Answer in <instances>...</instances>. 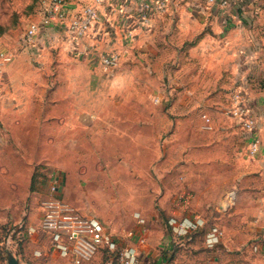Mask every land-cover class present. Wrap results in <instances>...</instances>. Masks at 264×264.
Segmentation results:
<instances>
[{"label": "rangeland", "instance_id": "1", "mask_svg": "<svg viewBox=\"0 0 264 264\" xmlns=\"http://www.w3.org/2000/svg\"><path fill=\"white\" fill-rule=\"evenodd\" d=\"M44 1L47 0H0V27H8L0 33V49L13 53V59L21 47L15 42L23 37L28 24L40 21ZM66 1L82 4L90 0ZM241 1H232L228 9L216 6L215 21L208 19L204 23L251 25L245 26L242 35L246 40L247 33L246 47L252 52L249 67H245L251 90L250 104L256 103L263 119L258 127L263 150L257 157L247 156L245 132L225 113L230 90L227 96L221 94V101L211 100L204 107L192 103L186 108L182 103L188 98L183 88L166 90L167 80L161 74L168 70L175 76L178 71H185V57L169 56L160 62L159 71L158 67L152 70L150 65L157 61L129 59L118 67L131 70L132 75L126 81H114L111 94L108 88L105 90L112 100L118 97L129 100L128 95H134L141 117L139 134L130 135L128 125L121 122L79 124L72 141L68 137L55 141L65 147L61 154L47 148L54 141L41 140L40 146L45 148L43 155L0 156V264H7V252H12L19 264H71V256H61L51 249L46 237L28 236L25 230V225L37 223L38 203L52 181H58L59 194L71 207L83 215L98 218L122 246H134L132 242L141 236L144 240L160 242L162 248H157V253L162 261L152 258L150 263L145 259L142 264L165 263L162 241L168 220L177 217L171 209L179 211L180 216L200 214L209 225L220 226L225 231L223 243L237 247L236 252L250 248L260 253L254 251L253 246L260 250L262 244L264 247V238L256 226L253 231L249 230V217L253 205L264 197L261 195L264 193V0ZM233 12L238 13L239 20L232 17ZM175 46L185 48L182 44ZM29 47L20 49L35 57L28 59L29 70L56 67L52 59L56 49L51 44L44 49L49 52V59L41 62L36 59V49ZM90 62L96 64L94 60ZM65 64L79 66V63ZM49 79V76L44 77V82L50 83ZM133 82L139 83L138 86L134 88ZM119 90L123 97L117 94ZM126 106L119 108L120 115L132 114L131 107ZM203 115L210 122H206ZM184 117L188 120H183ZM148 118L154 119V123H148ZM25 143L32 151V140L27 139ZM11 165L18 169L14 186H10ZM177 201L185 205V209L182 210ZM139 217L143 219L144 230L137 224ZM22 224L24 226L20 227ZM193 240H196L193 245L197 250L202 240ZM176 241L183 243L184 240ZM187 242L185 240V244ZM193 260L197 261L198 257ZM79 264L119 263L116 253L100 251ZM190 264L197 263L190 261Z\"/></svg>", "mask_w": 264, "mask_h": 264}, {"label": "crops", "instance_id": "2", "mask_svg": "<svg viewBox=\"0 0 264 264\" xmlns=\"http://www.w3.org/2000/svg\"><path fill=\"white\" fill-rule=\"evenodd\" d=\"M90 1L82 2V4L77 1H69L68 4L79 9ZM138 2L139 0H106V14L104 11L102 13L105 14L104 18L109 20V27L106 28L109 33L104 34V42L92 44L93 40L88 39L84 43H80L82 47L80 44L76 47L53 22L46 26L40 25L35 45L29 48L36 49L34 51L38 55L36 59L41 62L44 59H49L50 54L44 49L51 44L56 49L53 50L52 55L56 67L52 70L45 67L29 70L28 59H35V57H30L28 51H21L20 48V52L15 54L13 61L1 69L0 156L43 155L45 148H41V140L54 141L51 147L47 148L52 149L54 153L60 152L59 154H61L65 147L63 148L61 143L55 141L66 140L65 137L71 138L72 141V138L77 134V125L79 124L110 125L121 122L128 125L126 129L130 135L139 134L141 117L138 115L139 105H135L134 95L129 94L128 96L131 97L129 100L120 97L112 100L106 94L108 92L111 94L114 90L111 89L114 86L112 85L114 81L128 80L132 75L131 70L117 67L108 71L101 68L97 55L103 49L120 50L119 65L129 59L132 61L144 59L157 61L150 65L153 66L152 70L158 67V71L162 60L170 57H185L187 60L184 65L185 71H178V75L175 76L171 75L168 70L162 71L161 74L167 80L166 90L168 88H183L182 91L188 98L187 102L182 103L186 108L192 103L195 106L204 107L211 100L221 101V94L226 95L227 91L231 92L235 88H243L248 94L251 93L248 69L245 70V67H249L248 63L252 60V52L246 47V31H244L246 40L242 35V30L245 29V26L249 28L250 23H204L208 19L215 21L216 12L214 9L217 5L208 8L198 0H170V15L158 14L152 17L148 23H136ZM237 2L234 1V3ZM121 5H123L124 14L118 13V8ZM224 8L228 9L229 6ZM232 17L239 20L237 12H233ZM133 23L138 26L135 25L133 29L134 36L131 47L125 53L120 30L125 25ZM249 32L251 33V31ZM17 43L19 42H15V45H18ZM84 44H91V48L89 49ZM179 44L185 45V48L182 50L175 46ZM15 45L12 48H15ZM83 46L89 50L80 55L77 52L83 49ZM0 48H2L1 44ZM91 60L96 61V64L91 63ZM65 62L79 63V66L67 67ZM48 76L51 82L45 83L44 77ZM77 76H81V78L78 79ZM137 84L139 83L133 82L131 85L135 88L138 86ZM105 88H108V92ZM127 90L128 88L124 91ZM119 93H121L120 90L117 91V94ZM121 95L124 96L122 93ZM253 103L252 108L259 117V121L261 119L259 122L261 124L263 121L260 116L261 112L256 103ZM126 105L131 107L132 114L124 116L121 113L120 115L119 108H125ZM135 111L137 115H135ZM182 119L188 120L187 117ZM148 123H154V119L148 118ZM105 131L109 132L110 129L105 128ZM27 139L33 142L32 151L25 143ZM10 170H12V174L9 175L10 186H14L18 169L11 165ZM263 194L261 192V195ZM179 203L181 204L179 207L182 210L185 209V205ZM252 208L249 217V222L251 221L249 230L253 231L256 226L264 238V197ZM171 211L175 217L177 215L176 219L174 218L177 222L194 221L199 226L196 230L181 235L168 223V230H166L162 241L164 264H190V261L197 264H264L263 244L260 246V253H254L250 248L239 249L240 252H236L237 247L234 249L232 245L223 243L225 231L220 226L214 223L209 225L206 218L200 214L194 216L195 213H183L180 216L179 211L174 209ZM212 225L222 231V236L216 244L209 247L205 237ZM142 227L144 230V225ZM181 238L184 240L183 243L176 241ZM193 239L202 240L197 250L193 245L196 240ZM185 240L188 241L187 244H185ZM132 243L141 250L142 261L147 259L151 263L152 258H155L157 262L161 260L157 253V248H162L159 246L160 242L145 239L143 244L138 240ZM194 257H198V260L194 261ZM153 264H155L154 261Z\"/></svg>", "mask_w": 264, "mask_h": 264}, {"label": "built area", "instance_id": "3", "mask_svg": "<svg viewBox=\"0 0 264 264\" xmlns=\"http://www.w3.org/2000/svg\"><path fill=\"white\" fill-rule=\"evenodd\" d=\"M208 8L213 6L227 7L237 0H198ZM239 1V0H238ZM106 0H91L79 9L70 6L66 0H47L43 2L41 19L27 25L23 37L18 45L21 47L34 46L37 31L40 25L55 24L58 30L64 33L74 45L84 43L92 39L93 43L104 42V34H108L109 20L104 18ZM103 9V10H101ZM104 11V13H102ZM118 13L124 14L123 5L118 8ZM170 15V0H139L136 23H148L155 15ZM125 25L120 32L124 41V52L127 53L133 40V29L138 24ZM105 28V29H104ZM107 28V29H106ZM81 45V44H80ZM84 46L91 48L90 45ZM78 50L83 55L88 52L84 47ZM93 46V45H92ZM20 47V48H21ZM82 47V45H81ZM123 52V53H124ZM100 67L104 70H114L120 64L121 51L118 49H103L98 52ZM13 60V53L0 50V71ZM155 102H158L155 99ZM228 117L232 118L247 136L246 154L255 158L263 150L258 134L259 117L255 114L249 94L242 88L233 89L228 96V103L225 109ZM206 122L210 119L203 115ZM209 128V125H206ZM58 181H52L46 194L38 203L37 223L26 226L25 230L29 235H43L51 245V249L61 256H71V264H79L81 260H89L100 251L116 253L119 264H142L141 250L136 246L123 245L118 238L107 230L105 225L96 217L83 215L69 205L59 194ZM174 230L181 235L196 230L197 222H177L171 219L168 222ZM137 224L142 226L143 219L137 218ZM24 226V224L20 225ZM222 232L216 226L210 227L206 233V243L213 246L219 241ZM139 243L145 242L144 237L138 239ZM253 250L259 252L258 247Z\"/></svg>", "mask_w": 264, "mask_h": 264}, {"label": "water", "instance_id": "4", "mask_svg": "<svg viewBox=\"0 0 264 264\" xmlns=\"http://www.w3.org/2000/svg\"><path fill=\"white\" fill-rule=\"evenodd\" d=\"M7 264H19L18 259L12 254V252H7L6 254Z\"/></svg>", "mask_w": 264, "mask_h": 264}, {"label": "trees", "instance_id": "5", "mask_svg": "<svg viewBox=\"0 0 264 264\" xmlns=\"http://www.w3.org/2000/svg\"><path fill=\"white\" fill-rule=\"evenodd\" d=\"M8 29V27H0V33H3V32H5V30H7Z\"/></svg>", "mask_w": 264, "mask_h": 264}]
</instances>
